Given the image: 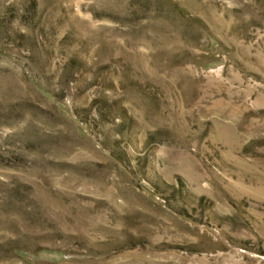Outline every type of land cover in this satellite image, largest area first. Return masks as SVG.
Wrapping results in <instances>:
<instances>
[{"label": "rangeland", "instance_id": "374dc122", "mask_svg": "<svg viewBox=\"0 0 264 264\" xmlns=\"http://www.w3.org/2000/svg\"><path fill=\"white\" fill-rule=\"evenodd\" d=\"M0 264H264V0H0Z\"/></svg>", "mask_w": 264, "mask_h": 264}]
</instances>
